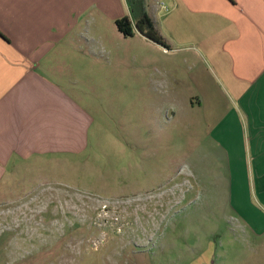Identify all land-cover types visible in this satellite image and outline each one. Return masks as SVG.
Here are the masks:
<instances>
[{
    "label": "rangeland",
    "instance_id": "1",
    "mask_svg": "<svg viewBox=\"0 0 264 264\" xmlns=\"http://www.w3.org/2000/svg\"><path fill=\"white\" fill-rule=\"evenodd\" d=\"M109 31L67 66L94 118L87 151L0 183V264H254L214 186L221 164L197 157L200 119L176 102L179 53Z\"/></svg>",
    "mask_w": 264,
    "mask_h": 264
},
{
    "label": "crops",
    "instance_id": "2",
    "mask_svg": "<svg viewBox=\"0 0 264 264\" xmlns=\"http://www.w3.org/2000/svg\"><path fill=\"white\" fill-rule=\"evenodd\" d=\"M149 11L163 51L183 61L174 92L200 119L197 157L221 164L214 186L264 264V0H149ZM129 12L127 0H0V183L29 160L87 151L94 118L73 93L70 53L112 41Z\"/></svg>",
    "mask_w": 264,
    "mask_h": 264
},
{
    "label": "trees",
    "instance_id": "3",
    "mask_svg": "<svg viewBox=\"0 0 264 264\" xmlns=\"http://www.w3.org/2000/svg\"><path fill=\"white\" fill-rule=\"evenodd\" d=\"M127 2L129 14L115 20L118 31L125 37L134 36L139 32L157 45L169 48L150 14L149 0H127Z\"/></svg>",
    "mask_w": 264,
    "mask_h": 264
}]
</instances>
